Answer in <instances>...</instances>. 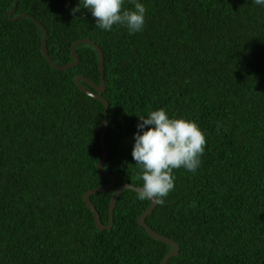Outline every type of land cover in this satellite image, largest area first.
I'll list each match as a JSON object with an SVG mask.
<instances>
[{"label": "trees", "instance_id": "trees-1", "mask_svg": "<svg viewBox=\"0 0 264 264\" xmlns=\"http://www.w3.org/2000/svg\"><path fill=\"white\" fill-rule=\"evenodd\" d=\"M140 2L146 22L135 34L100 30L82 0H18L13 15L45 26L58 65L75 60L80 39L104 52V168L117 184L90 199L108 224L116 188L142 186L131 155L139 116L165 108L206 135L201 166L175 169L174 190L146 220L180 244L168 264H264V7ZM14 5L0 0V264H160L172 246L138 221L151 200L123 189L110 229L97 227L84 200L110 182L98 169L106 105L76 81L101 84L99 51L78 44L79 64L56 69L42 50L45 30L29 16L12 20Z\"/></svg>", "mask_w": 264, "mask_h": 264}, {"label": "clouds", "instance_id": "clouds-1", "mask_svg": "<svg viewBox=\"0 0 264 264\" xmlns=\"http://www.w3.org/2000/svg\"><path fill=\"white\" fill-rule=\"evenodd\" d=\"M130 2L133 8L128 9L125 0H82L83 8L91 12L100 30L111 31L117 25L135 34L144 30L147 8L140 0ZM252 2L264 7V0ZM73 11L79 12L80 8ZM205 147L206 135L194 120L170 116L165 108L139 116L131 153L139 167L138 178L143 181L135 190L136 199L163 205L175 187L174 170L183 167L195 173L202 164Z\"/></svg>", "mask_w": 264, "mask_h": 264}, {"label": "water", "instance_id": "water-1", "mask_svg": "<svg viewBox=\"0 0 264 264\" xmlns=\"http://www.w3.org/2000/svg\"><path fill=\"white\" fill-rule=\"evenodd\" d=\"M17 6H18V0H15V5L9 13V17L12 20H17L18 18H21L24 16H29L30 18L34 19L45 30V38L43 40L42 50H43L45 56L47 57V59L49 60V62L51 63V65L53 67H55L56 69L67 70V69H69L71 67H75L79 64L80 57L76 51V47L78 44L90 43V44L94 45L97 48V50L99 51V55H100L99 63H100V69H101V73H102L101 84L96 85L91 79H89L88 77H86L84 75L77 76L76 81H77L79 87L82 89V91H84L86 94H88L90 96H93V97L99 99L101 102H103L106 105L105 121H104V126H103L102 132H101V146L103 149V154H102V157L98 163V169H99L101 175L108 178L110 180V182L106 185H103V186H100L97 188H92L89 191H87L84 195V200L88 204V206L91 208V210L93 211L97 227L100 229H110L114 224L115 207H116V203H117V200H118V197H119L121 191L125 188H132V189L136 190V189H139L141 186H135V185L130 184V183H123L120 186H118L116 188V190H115V192L111 198V202H110V220H109V223L108 224L103 223V221L101 219V215H100L97 207L95 206L94 202L90 199V196L93 194L99 193V192L106 191L112 187H115L117 184V179L114 176V174H112L111 172H108L104 168L105 162L108 158V150H107L105 138H106V133H107L108 124H109L108 123V109H109V105H110L109 101L103 96V93L106 89L104 52L101 49V47L97 44L96 41L89 39V38L80 39V40H77L76 42H74L72 44V47H71L72 56L74 57L75 60L70 62V63L63 64V65L56 64L53 61V59L49 53L48 47H47L48 31L45 28V26L40 21H38L36 18H34V16H32L28 13L19 14L17 17L14 18L13 15L17 10ZM81 80H85L88 83H90L95 88V90L92 91V90L88 89L86 86L83 85ZM151 201H152L151 205L141 214L138 221L142 226H144L146 228L149 235H151L152 237H154L157 240L163 241V242L172 246V249L170 250V252L166 256H164V258L160 262V264H168L169 260L172 257H174L180 253V244L176 240H174L173 238L157 232L147 223V221H146L147 217L153 212V210L155 209V207L158 204L154 200H151Z\"/></svg>", "mask_w": 264, "mask_h": 264}]
</instances>
